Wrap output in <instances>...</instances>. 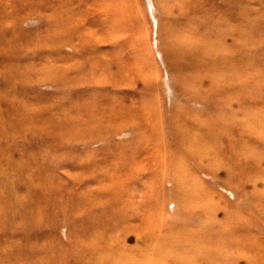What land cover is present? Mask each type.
Segmentation results:
<instances>
[{
    "label": "bare ground",
    "instance_id": "obj_1",
    "mask_svg": "<svg viewBox=\"0 0 264 264\" xmlns=\"http://www.w3.org/2000/svg\"><path fill=\"white\" fill-rule=\"evenodd\" d=\"M72 1L77 7L72 8ZM86 1L0 0V139L29 126L52 143L62 139L73 141L81 135L87 138L85 135L94 126L91 122L114 115L116 120L122 119L121 123L116 128L100 125L98 135L90 142L112 138L130 127L140 136L135 148L149 140L156 151L152 164L156 169L149 177L140 169L146 163L136 167L135 158L117 151L113 155L118 164L108 174L91 173L93 163L74 160L73 166L84 167L90 175L86 176L82 169L71 174L75 183L87 181L75 193L77 204L73 212L95 207L104 197L113 204L120 202L124 210L113 219L103 216L97 222L77 221L71 233L74 250L70 254L75 257L74 263L145 264L146 249H154L150 264H264V238L256 236L264 222V59L252 60L254 54L263 53L257 48L264 45V0H259V10L251 8L246 0L233 3L226 17L228 25L222 29L219 24L225 23V16L219 15L218 24L212 28L216 34L209 39L212 42L204 53L184 44L182 24H167L165 54L170 66L182 75L183 105L171 107L165 116L145 101L126 102L124 93L119 94L116 85L127 71L120 68L122 63L114 55L100 58L104 51L94 44L95 40L99 45L118 36L119 26L116 28L114 22L126 16L129 0L112 3L104 0L102 7L106 14L101 27L113 24L103 35L99 34L100 28L89 31L78 27L77 23L84 20L82 7ZM162 3L164 14L169 16L174 0H162ZM25 8L30 15L48 18L51 29L38 36L39 48L60 50L71 46L74 49L75 55L67 66L63 63L68 59L60 54L42 55L39 68L36 60H15L14 52L21 43L10 24L24 18L19 11ZM229 36H234L231 48L241 58L242 65L228 66L225 62L223 55ZM190 77L195 80L186 83ZM207 77L210 83L205 86ZM16 83H51L61 91L90 87V94L88 91L74 93L56 108L36 111L37 106L33 105L36 101L31 102L32 98L26 94L17 95ZM110 83L115 84L111 95L101 87ZM119 95L124 98L120 104ZM13 100L18 104L9 109ZM115 109L121 111L113 114ZM147 118H152L154 123L151 135L140 123ZM165 147L173 149L170 160ZM112 149L122 151L116 145ZM10 151L0 148V237L7 230L14 236L9 242L0 240V264H66L68 250L51 241H44L43 246L38 236L35 240L16 236L22 220L54 218L61 213L62 206L59 195L52 190L53 179L46 164L32 161L29 154L24 163H17L9 155ZM168 168L171 173L165 180L170 177L173 184L170 195L160 189L159 179ZM218 170L225 171L223 181L215 175ZM25 171L32 173L33 181L23 179ZM206 174L211 178L206 181L209 185L203 186L201 179ZM145 181L153 189L142 190L141 197L152 198L146 208L153 211L156 219L165 214L170 198L179 204L181 216L169 228L153 225L149 232L139 234L133 244L127 239L112 237L106 230L118 229L120 224L126 225L125 237L136 232L133 223L147 213L137 208L136 187H142ZM234 182L243 186H236ZM221 184L233 192L234 198L229 199L224 189L217 188ZM95 185L100 189H94ZM247 187L251 191L243 192ZM244 198V206L237 203ZM221 210L222 219L219 218ZM187 250H194V254L189 256Z\"/></svg>",
    "mask_w": 264,
    "mask_h": 264
},
{
    "label": "rangeland",
    "instance_id": "obj_2",
    "mask_svg": "<svg viewBox=\"0 0 264 264\" xmlns=\"http://www.w3.org/2000/svg\"><path fill=\"white\" fill-rule=\"evenodd\" d=\"M237 1L242 0H186L185 2L174 0L171 8L172 11L170 12L171 14L168 16L164 14L165 6L162 0H129L128 8H125L127 10L126 16L114 22L116 28L119 26L118 36L112 39L110 38L99 45L95 43L97 42L96 40L94 41L96 48L104 51L103 56L101 55L100 58H104V56L109 54L114 55V59L122 63V67L120 68H122L124 72L125 70L127 71V73H124V77L120 79L121 81L119 80L117 82L116 87L119 89V94L122 93L123 95L124 93L126 102L130 104H140L145 101L148 103L149 107H157L158 113H161L163 116H165L170 108L174 107L176 104L183 105V100L181 98L182 75L176 68L170 66L165 54L166 47L164 35L167 24L171 22L182 24L180 31L182 32L181 38L186 41L184 44L195 46L201 53H204L209 42H212L209 41V39L216 34V30L212 31V28L214 25L216 26L218 24L219 15L225 16L223 19L225 23L219 24L222 29L228 25L226 17L230 13V6ZM246 1L248 5L255 10L261 8L259 0ZM86 2L87 4L82 7L84 20H80L77 23L79 25L78 27L81 29H88L89 31L90 29L100 28L99 34H106L109 28L108 26H111L113 23L107 27H101L104 19L103 17H105L106 14L102 7L104 0H87ZM108 2L112 3L113 0H108ZM71 5L72 8L77 7L73 1ZM129 10L132 12L130 13ZM19 12L24 18L10 24L12 32L14 35L19 36L18 39L21 43V46L14 52V55H16L15 60L19 62L36 60V62H38L36 67L39 68L42 65V63L39 62L42 55L60 54L68 59V61L63 63L67 66L71 62L70 58L75 55V51L71 46L62 47L60 50L55 49V47L49 50L38 47V36L51 29L49 28L48 18H42L40 15H30L28 14V8L22 9ZM232 25L235 24L232 23ZM233 39L234 36H229L227 38V46L225 47V53L223 55L225 59H227L225 62L228 66L242 65L241 58L237 52L233 51L234 48H231L234 44ZM213 41L216 43L215 40ZM257 49H262L263 53L258 55L254 54L252 60L257 61L258 59H264V45L262 44V46H259ZM211 55L214 56L215 54ZM112 59L111 62L114 61ZM115 66L114 64V70H117ZM129 70L131 72H129ZM86 71H88V69ZM201 76H203V74H201ZM194 80V77H190L186 83H191ZM204 81L205 86H208L210 83L208 77ZM114 85L115 84L110 83L102 85L101 87L106 89L111 95ZM15 86L17 95L19 94L21 96L26 94L32 98L31 102L36 101L35 104H33L35 107L37 106L34 108L36 111L38 109L40 110V108L51 110L60 106L68 95L70 96L71 94L79 92L87 93L86 91L89 92L90 90V87H80L61 91L57 85L51 83H16ZM120 97V95L117 97L119 104L122 102L121 99H124ZM12 104L13 105H11L9 109H13L18 103L13 100ZM120 111L121 109H115L113 114H117V112ZM113 116L114 115L107 119L91 122L94 126L91 127V130L87 129L88 134L85 135L87 138H82L81 135L73 141L62 139V141L52 143L48 137L29 128V126H25L23 129L18 130L12 136L0 139V148L11 150L9 155L15 162L24 163L25 156L29 154L32 161H43V163L46 164V167L50 170L48 174H51V180L53 179L51 185L52 190L59 195L61 200L60 207L62 206L61 213L54 218L48 220L26 218L22 220L19 226L20 232L16 236L19 237V239L24 238L26 240H35L38 236L42 238L41 244H43V246L46 244L44 241H51L57 245V247L68 250L66 254V264H75V257L70 253L74 250L72 247L74 237L71 233L74 225H77V221H79V223L81 222V224L87 219H90L91 222H97L103 216L113 219L116 214L124 211L120 202L113 204V202L111 203V201H109L110 199H108V197H104L96 203L95 207L93 206L94 208L87 206L79 213L73 212V208L77 204L75 193L80 191L87 181L75 183L71 174L81 172L80 169H82V172H84L86 176L89 177L90 175L89 172L84 170V167L73 166L74 160L77 159L86 164L93 163L94 167L90 169L91 173H107L112 167L118 164L115 162L116 159L113 155V151H117L123 155L135 158L136 167H140L142 164L146 163L147 166H142V168H140L144 171L142 172L146 177H149L153 170L156 169V167L152 165L155 160L154 156L156 155L152 142L149 140L144 141L140 144V147H134L138 142L137 140L140 138L137 130H134L135 128L131 129L128 127L122 131V133L112 138L90 142L91 138L98 135V127L100 125H102L101 127L107 125L110 126V128H116V126L121 123L122 119L116 120L117 118ZM151 119L152 118H147L143 122H140L145 125L150 135L152 134V127H154V123H152ZM131 120H129L130 123L133 122ZM87 130L85 132H87ZM115 145L122 151L112 149ZM123 147L126 150L124 152ZM172 151L173 149L170 147H165L164 149L166 157L168 156L169 160L172 159ZM72 167L74 169H72ZM25 172H23V179L27 182H30V180L33 181L34 177L32 173ZM170 173L171 171L168 168L164 174L159 176H162V178H159L161 180L160 189L164 190L168 195H170L173 190V184L170 177L166 180L165 177L169 176ZM215 175L219 178V181H223L225 171L218 170ZM210 178V174H206L202 177L201 182H203V186L209 185L206 181H210ZM234 184L236 186H243V183L239 182H234ZM93 188L100 189V186L95 185ZM217 188L224 189V195L229 199L234 198L233 192L228 190V187L224 188L221 184L218 185ZM144 189L152 190L153 186L145 181L142 187H136L137 194L135 196L137 198L136 203H138L137 208L140 212L141 209L147 211V213L142 214L133 223L136 226V232H134L132 236L129 235L127 238L125 237L127 234L125 229L126 225L120 224L118 229H107L106 233L116 239H127L129 243L133 244V240L138 238L140 236L139 234L149 232L153 225H156V227L169 228L172 226L173 221L181 216L179 215V204L174 199L170 198L165 205V214L163 216L159 215L156 219V217L153 216V211L149 212L148 208H146L148 204L152 202V198L143 200L141 197V191ZM248 191H251L250 187L243 190V192L247 193ZM238 200V204H243V206L246 204L245 198L244 200ZM141 206L144 207L141 208ZM219 218H223L222 210L219 213ZM260 228L259 234L256 236L264 238V222L261 223ZM13 236V233L7 230L0 237V240L9 242L13 239ZM187 251L189 256L194 254V250ZM206 254H209V256L212 255L211 252H207ZM153 257L154 249H146L145 264H150V260Z\"/></svg>",
    "mask_w": 264,
    "mask_h": 264
}]
</instances>
